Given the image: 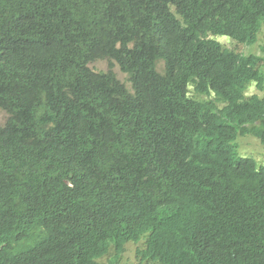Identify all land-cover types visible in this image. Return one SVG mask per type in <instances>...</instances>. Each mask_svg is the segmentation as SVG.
<instances>
[{"label": "trees", "instance_id": "trees-1", "mask_svg": "<svg viewBox=\"0 0 264 264\" xmlns=\"http://www.w3.org/2000/svg\"><path fill=\"white\" fill-rule=\"evenodd\" d=\"M262 26L264 0H0V264H95L145 234L137 264H264L261 58L212 39Z\"/></svg>", "mask_w": 264, "mask_h": 264}, {"label": "rangeland", "instance_id": "rangeland-1", "mask_svg": "<svg viewBox=\"0 0 264 264\" xmlns=\"http://www.w3.org/2000/svg\"><path fill=\"white\" fill-rule=\"evenodd\" d=\"M216 40L223 45L225 48L237 52H241L243 54H255L259 56L262 61L260 63V69L264 74V27L261 29V31L258 34L257 41L252 46H246V45H237L232 41H229L225 38H216ZM91 69L94 71H106L108 69V62L107 61H96L89 65ZM113 71L115 72L117 78L123 82L126 86H128L126 77L119 71V69L114 66ZM251 94H257L259 97H264V86L261 90H257L254 86H251L248 95ZM6 119V115L0 111V125H3L4 121ZM252 138L255 140L249 139ZM237 147V154L241 157H248L255 161L257 165L263 164V162H260V158H262V145L260 144L259 140L252 136H245L244 138H240L238 140ZM241 146V147H240ZM261 152V156L260 155ZM263 159V158H262ZM135 246L134 245H128L126 247L125 256L123 258V262L125 264H133L135 263Z\"/></svg>", "mask_w": 264, "mask_h": 264}, {"label": "clouds", "instance_id": "clouds-1", "mask_svg": "<svg viewBox=\"0 0 264 264\" xmlns=\"http://www.w3.org/2000/svg\"><path fill=\"white\" fill-rule=\"evenodd\" d=\"M264 26H262L261 27V29L263 28ZM261 29H260V31H261ZM259 31V32H260ZM259 34V33H258ZM257 37H258V35H257ZM212 38V37H211ZM216 38H225V39H227V40H229V41H232V40H230L229 38H226V37H214V38H212L213 40H215L216 42H218L217 40H216ZM256 41H257V39H256ZM232 42H234V41H232ZM219 43V42H218ZM235 44H237V45H244V44H238V43H236V42H234ZM256 43V42H255ZM254 43V44H255ZM220 44V43H219ZM223 46V45H222ZM246 46H248V45H246ZM252 46V45H251ZM224 47V46H223ZM225 48V47H224ZM227 49V48H226ZM227 50H229V49H227ZM233 51V50H232ZM235 52H237V51H235ZM237 53H239V54H243V53H241V52H237ZM250 54V53H249ZM249 54H243V55H249ZM253 55H255V54H253ZM257 56V55H256ZM259 57V56H258ZM97 61H107V60H97ZM261 61H262V59H261ZM261 61H260V63H261ZM94 62H96V61H94ZM108 62V69L106 70V71H94L93 69H91L90 67H89V65L91 64H88V68L89 69H91L92 71H94V72H97V73H99V72H102V73H105V72H107V71H109V70H111L113 73H114V75L116 76V74H115V72L113 71V67L114 66H116L118 69H119V67H118V65H116L115 63H112V66H110V62L109 61H107ZM93 63V62H92ZM259 68H260V66H259ZM261 70V69H260ZM119 71L121 72V70L119 69ZM152 72L157 76V77H159V78H166V77H168L169 75H170V73H172V68H171V65H170V62L169 61H167V59L164 57V56H156L153 60H152ZM125 77H126V81H127V84H128V86H126L123 82H121L118 78H117V76H116V78L122 83V84H124L125 85V87L129 90V91H131V86H130V83L128 82V80H127V74H125V73H123V72H121ZM263 73V72H262ZM263 78H264V74H263ZM264 84V83H263ZM251 86H254V85H250L249 86V88H248V91H249V89H250V87ZM255 87V86H254ZM256 88V87H255ZM257 89V88H256ZM258 90V89H257ZM251 95H253V94H251ZM257 95V94H256ZM189 99H191L192 100V96L191 95H189V96H187ZM262 98V97H261ZM0 111H2L5 115H6V118H7V114H6V112H4L3 110H0ZM6 120V119H5ZM4 123H5V121H4ZM3 123V124H4ZM244 138V137H243ZM240 139V138H239ZM249 139H251V140H253L252 138H249ZM253 142H255V140H253ZM233 146V145H232ZM239 146V145H238ZM241 147V146H240ZM259 156H261V152H260V155ZM262 159V158H261ZM64 184L65 185H63V186H65L66 188H69V187H71V183L68 181V180H64ZM146 240V234L145 235H142L141 236V239L139 240V242L138 243H131V242H127L124 246H123V250H122V252L121 253H119V254H115V259H114V254H112V255H109V256H106V257H100L99 258V255L98 256H96L95 258H94V260H93V263H95V264H102V263H109V262H111L110 264H125L122 260H123V258H124V256H125V252H126V247L128 246V245H134L136 248H135V263H133V264H137L138 262H139V258L137 257V250H142L143 248H144V241ZM114 260V261H113Z\"/></svg>", "mask_w": 264, "mask_h": 264}]
</instances>
